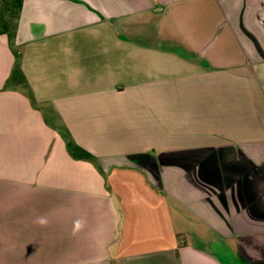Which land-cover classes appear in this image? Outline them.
Wrapping results in <instances>:
<instances>
[{"label": "crops", "instance_id": "1", "mask_svg": "<svg viewBox=\"0 0 264 264\" xmlns=\"http://www.w3.org/2000/svg\"><path fill=\"white\" fill-rule=\"evenodd\" d=\"M16 45L0 264H264V0H23Z\"/></svg>", "mask_w": 264, "mask_h": 264}, {"label": "trees", "instance_id": "2", "mask_svg": "<svg viewBox=\"0 0 264 264\" xmlns=\"http://www.w3.org/2000/svg\"><path fill=\"white\" fill-rule=\"evenodd\" d=\"M23 0H0V8L5 12L4 18L1 15V21L3 22L4 28L2 29L3 33H6L9 38V43L16 55V64L13 71V76L7 81V87L10 85H20L23 87L25 92L31 97L34 101V96L31 92L29 83L27 82L25 76L23 75L21 69V52L16 45V35H17V26L18 20L21 15ZM178 50L183 53L181 48L178 47ZM186 55V53H183ZM6 87V85H5ZM68 139V148L73 156L85 158L91 161H95V157L88 151L79 147L74 140L71 138L70 134H66Z\"/></svg>", "mask_w": 264, "mask_h": 264}, {"label": "rangeland", "instance_id": "3", "mask_svg": "<svg viewBox=\"0 0 264 264\" xmlns=\"http://www.w3.org/2000/svg\"><path fill=\"white\" fill-rule=\"evenodd\" d=\"M4 13L5 12L3 11V9L0 8V30H2L4 28L3 22L1 21V15H3V18H4V15H5ZM198 242H199V240H198ZM199 243H201V241ZM208 248L211 249L214 252H217L221 256V258L224 259L225 261L234 260L233 257H232L233 255H227V254H230V253L226 252L227 253L226 254L223 250H218V246L215 247L213 245H210V246H208Z\"/></svg>", "mask_w": 264, "mask_h": 264}]
</instances>
